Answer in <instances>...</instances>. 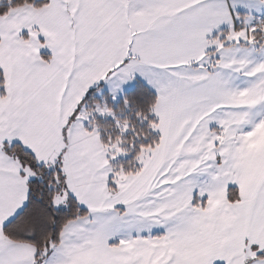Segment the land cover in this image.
<instances>
[{
    "label": "rangeland",
    "instance_id": "obj_1",
    "mask_svg": "<svg viewBox=\"0 0 264 264\" xmlns=\"http://www.w3.org/2000/svg\"><path fill=\"white\" fill-rule=\"evenodd\" d=\"M5 2L10 0H0ZM20 7L0 15V90L8 89L14 103L21 102L25 90V99L35 105L39 100L33 98V88L47 87L43 101L55 88L64 114L73 96L66 90L71 84L69 64L58 61L60 76L42 80L45 60L38 57L59 29L32 24ZM243 16L236 34L222 32V41L228 42L209 51H216L213 56L167 63L179 69L185 64L190 70L172 81L157 79L160 103L152 121L135 117L128 104L111 108L110 101L116 106L120 98L106 95L104 87L78 110L106 139L118 168L111 187L118 190L120 184L118 197L131 201V224L164 231L157 246L159 263L189 264L191 257L185 258L194 246L204 247L200 264H264L256 263L264 259V15ZM101 120L112 125L103 127ZM54 128L46 123L36 135L47 143ZM230 187L237 188V205L228 200ZM194 196L196 206L205 211L193 209ZM145 245L143 240L139 246Z\"/></svg>",
    "mask_w": 264,
    "mask_h": 264
},
{
    "label": "crops",
    "instance_id": "obj_2",
    "mask_svg": "<svg viewBox=\"0 0 264 264\" xmlns=\"http://www.w3.org/2000/svg\"><path fill=\"white\" fill-rule=\"evenodd\" d=\"M19 9H25L32 24L59 29L56 40L38 53L45 60L40 72L42 80L51 76L55 80L61 74L57 63L66 59L71 79L66 90L73 96L62 114L55 88L48 101L41 100L47 87L33 88L31 94L39 100L35 105L25 99V90L16 103L8 89L0 93V264H164L159 263L157 247L164 231L131 224V201L118 197L120 184L118 190L111 187L118 168L107 144L81 119L83 112L71 117L87 92L100 83L119 99L142 80L157 94L159 104L157 79H174L190 70L185 64L179 69L167 63L213 56L216 51H209L228 42L222 41L226 37L222 32L237 33L241 16L264 15V0H49L44 7L27 4ZM47 109L53 113L45 114ZM46 123L56 129L43 143L36 133ZM14 144L48 169L57 165L62 169L65 186L53 199L58 203L55 207L65 206L68 196H73L88 211L65 226L59 242L40 261L35 244L5 233V226L29 204V181L37 177L7 151ZM193 209L205 211L206 207H197L194 196ZM143 240L146 249L139 246ZM201 252L204 247L193 246L185 259L191 257L189 264H200Z\"/></svg>",
    "mask_w": 264,
    "mask_h": 264
},
{
    "label": "trees",
    "instance_id": "obj_3",
    "mask_svg": "<svg viewBox=\"0 0 264 264\" xmlns=\"http://www.w3.org/2000/svg\"><path fill=\"white\" fill-rule=\"evenodd\" d=\"M48 3L49 0H10V2L0 4V15H5L11 8L24 4H32L40 8L46 6ZM0 76L3 77L1 69ZM0 83L4 85L3 78ZM103 85V83H100L87 92L76 108L71 120L75 119L81 105L87 102L95 90L102 88ZM0 92L1 95H4L3 89ZM105 94L108 95V92H105ZM157 101V94L142 80H137L135 85L124 93L116 106L113 105L112 101H110L109 106L114 110H119L128 104L129 111L135 117L143 115L150 122L153 120L151 116ZM133 119L135 120V118ZM101 122L103 127L112 125L111 120H101ZM142 126L146 128L148 124ZM102 139L106 143L103 135ZM148 145L149 143L145 144V146ZM7 151L15 155L22 164L29 166L42 177V179L36 177L29 181V204L13 221L5 226V233L12 239L35 244L38 249L37 261H40L51 251L52 245L59 242L61 232L65 226L70 221L87 215L88 211L81 207L73 196H68L65 206L55 207L53 203L54 196L61 192L65 186V175L59 165L54 170L49 171L45 165L39 164L35 156L20 144L7 146ZM228 199L232 202L238 199L236 187L229 188Z\"/></svg>",
    "mask_w": 264,
    "mask_h": 264
}]
</instances>
